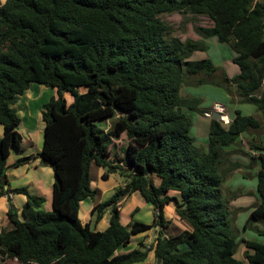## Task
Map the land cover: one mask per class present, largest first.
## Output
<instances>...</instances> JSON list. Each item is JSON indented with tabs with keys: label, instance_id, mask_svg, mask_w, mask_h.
Wrapping results in <instances>:
<instances>
[{
	"label": "trees",
	"instance_id": "1",
	"mask_svg": "<svg viewBox=\"0 0 264 264\" xmlns=\"http://www.w3.org/2000/svg\"><path fill=\"white\" fill-rule=\"evenodd\" d=\"M174 14L195 21L205 16L211 26L196 25L202 40H183L164 19ZM211 38L233 50L238 75L230 78L208 58L192 60L208 51L205 41ZM32 83L58 94L42 113L40 156L55 179L51 212L44 211L46 199L27 188L4 190L8 159L13 150H23L22 120L13 105ZM187 83L223 88L231 103L252 105L261 118L236 110L228 124L211 119L203 152L185 110L213 111L202 108L200 98L183 97ZM65 93L72 95L71 104ZM109 120V130L100 127ZM0 125V197H27L23 219L10 207L11 228L0 232L1 258L20 264H142L154 252L157 264H264V144L250 146L257 157L230 149L241 145L243 135L264 129V0H6L0 4ZM122 138V157L115 161L112 150ZM235 153L259 167V202L244 227L258 231L262 241L241 238L231 209L236 196H224L225 182L243 168L232 161ZM93 164L106 170L105 181L111 174L124 179L92 209L96 224L111 212L103 232L92 231L80 216L82 203L95 202L98 194ZM136 192L154 206L152 224H122L118 204ZM170 203L191 231L168 236ZM151 230V246L141 242L118 254L134 236ZM240 245L244 260L236 257Z\"/></svg>",
	"mask_w": 264,
	"mask_h": 264
},
{
	"label": "rangeland",
	"instance_id": "2",
	"mask_svg": "<svg viewBox=\"0 0 264 264\" xmlns=\"http://www.w3.org/2000/svg\"><path fill=\"white\" fill-rule=\"evenodd\" d=\"M5 1L6 0H0V4H4ZM164 19L174 26L175 35L181 37L183 40L187 39V38L194 39V37L195 38L199 37L195 31L196 25H199L201 27L211 26L210 20L205 16H200V17L196 18L198 21H195L194 18L191 16H182L179 14L164 16ZM211 49H212V47H211ZM208 50H209L208 52H210V54H213V52H214L213 49L212 50L208 49ZM193 59H194V56H193ZM232 67L233 66L230 63L223 66L225 71L229 72L230 74H234L232 71ZM38 87H43L44 90L41 92V91L37 90ZM30 89H32L33 92H31V94H29V95H25V94L24 95H25V97H27L25 99H28L27 101H28L29 108L35 114L38 111L40 100L48 99L50 96L57 97V95H58L57 89L48 88L42 84L32 83L30 86ZM30 89H28V91ZM204 90L208 93L205 95V97H203V98L207 99V101H211L213 98L220 99V98H222V95L227 96V92L223 88H221V89L220 88H212L211 89L210 87H206V88L200 89L199 93H201ZM232 92H233V97H235V99H236L235 89H232ZM220 94H222V95H220ZM20 97H22V96H20ZM20 97L18 98L19 100H20ZM64 97H65L68 104L72 103L73 97L70 93H65ZM227 105H228V107H230V109H233L235 107L234 104L231 103V101H229V104H227ZM238 105H241V104H238ZM239 110L244 115H251V116H256V117L261 118V115L255 110L254 106L241 105ZM212 111L213 112H215V111L221 112L222 110L217 109V107L215 109V107H214L212 109ZM185 112H186V115L188 117H190V119L193 122V128L191 130V136L196 137L197 146L203 152H207L208 151V135H207V132L204 134L199 133V136H196L197 124L199 126H204L202 124V122L200 123V120L198 122L197 117L198 116L203 117V116H201L197 113H194V112H190L188 110H185ZM226 112H227V110H224V112H221V113H223V115H225ZM35 114H34V116H35ZM27 118H28V113L25 111V115L23 116V124H22L23 126H21V128H20L21 129L20 132L23 136H25V138H27V129H28L27 126L31 125L34 122H37V120L34 117H33V120H29ZM21 120H22V118H21ZM99 125L103 129L109 130L113 125V120H109L105 123H99ZM254 141H255V143L264 144V129H262L260 131L250 132L248 134L243 135L241 138V145L239 147L238 146L231 147L230 149L240 148V149L244 150L246 153L254 155L255 157H257L258 152L252 151L250 148V146L252 145V143H254ZM125 143H126V140L124 138H122L120 141H115V145H114L115 147L113 148L112 152L113 153L116 152V155H122L121 148L125 146ZM15 151L16 150H13V152H15ZM231 159L239 160L241 162L248 161L250 163V159L247 156H244V155L239 154V153L233 154ZM115 161H117V159ZM255 164H257V163H255ZM249 165L247 167L242 168L241 171L244 174L233 173L229 177V179L225 182L223 191H224V196L226 198H228V197L232 198V196H236V198L234 200L235 201L237 200V202H236L237 205L233 206L232 205L233 202H232L231 203V209H233V212H235V214H236V216H235L236 226L241 230V235H240L241 238L244 237L246 239L262 241L263 237L259 234L258 231H255L251 228L245 229V227H244L245 222H246V220H247V218L251 212V209L253 208V206L255 204H257L259 202V194L257 192V177H256V179L255 178L252 179V177L256 176V175H254L256 170H255V167H249ZM50 171H51V174H49L48 172L44 173L46 181L48 180V177H49V179H52V177L54 175L53 169ZM104 172H106L105 169L99 168L95 164H93L91 167L92 187L98 191L97 197L95 199L96 202H100V201L105 202L115 193V191L119 187H121L124 184V179L119 174H111L110 178L107 181L103 180L102 175L104 174ZM243 176H246V177H243ZM243 178H245V179H243ZM159 184H160V179L156 178V185H159ZM241 196H242V199L240 198ZM44 198L46 199L44 206H46L47 203L49 205L50 204V195H49V199L47 197H44ZM238 198H240V199L238 200ZM92 203H93V201L91 199L82 203V207H81V211H80L81 219L84 222H85V220L87 222V220L90 221L92 219L91 220L92 231L103 232L108 228L111 212H110V210H108L104 215V219L99 224H96V222H95L96 217L91 216L90 212H87V209L90 208ZM118 206H119L120 211H121V222L125 226L129 225L133 221L134 222L138 221V222H142L145 224H152L154 221L155 213H156L154 206L146 203L139 192H136V193L132 194L131 196H128L124 199H121ZM237 206L240 207L241 209H238ZM51 211H52V207L49 205L47 212H51ZM165 217L167 220L171 221V226L166 231L168 236H177V235H179L185 231L192 230L190 228L191 226L189 227L190 223H187L185 220H181L180 218H177L178 216L175 213V208L171 205H169L166 208ZM258 227L260 228V230L262 229V225H258ZM155 233H156L155 230H151L145 234H140V235L134 236L132 243L129 245V247L122 248L121 250L118 251V254L126 253V252L133 250V249L139 248V243H141V242L144 243V245H146L147 247L151 246V244L154 242V239H155ZM184 248L185 247H183V249ZM244 251H245L244 246L240 245L236 257L240 260H244V255H243ZM142 264H157V261H156L155 256H154V252H151L149 254V259Z\"/></svg>",
	"mask_w": 264,
	"mask_h": 264
},
{
	"label": "crops",
	"instance_id": "3",
	"mask_svg": "<svg viewBox=\"0 0 264 264\" xmlns=\"http://www.w3.org/2000/svg\"><path fill=\"white\" fill-rule=\"evenodd\" d=\"M174 15H176V14H174ZM194 40H202V39H201V37H196V38L194 37ZM205 42L208 45V49H210V50L213 49V51H214L213 54H210V52H208L209 50L207 51L208 53L207 52L195 53L193 55L194 59L192 57V60H201V59H207V58L211 59L217 67L223 69L224 71H225V69L223 68V66L230 63L233 66L232 71L234 74H230L229 72L225 71L227 73V75L230 78H232V77L239 74V68L233 62V59L235 57V53L233 52V50L228 45L220 44L216 38L208 39ZM211 47H212V49H211ZM206 87H210L211 89L212 88H220V87H216V86H212V85L194 86V85H190L189 83H187L182 88V95L185 98H200V99H202L203 100L202 108H204V109H211L212 110L214 107H215V109H216V107H217V109H219V107H224L225 110H227L225 115H227L230 120H233V118L235 117L236 110H239L241 105H248V104L238 105L239 103H237V104H234L235 107L233 109H230V107H228V105H227V104H229V101H231V98L228 95V93H227V96L220 94V95H222V98H220V99L213 98L211 101H207V99H205L203 97H205V95L208 93L205 90L202 91L201 93H199L200 89H203ZM37 90L42 92L44 90V88L38 87ZM31 92H33L32 89H30L29 91H26L25 95H29V94H31ZM25 95L20 97V100L18 99V101L15 103V105H13V108L17 111L18 116L20 118H22L21 126H23L22 125L23 124V116L25 115V111L28 113L27 119L33 120V117H34L37 120V122H34L32 124L30 123L31 125L27 126L28 127L27 138H25V136H23L21 134V132H20L21 126L18 129L19 133L23 137V150H22V152H19V151L13 152L12 151L11 156L8 159V164H7L8 170L6 173L8 184L5 185L4 190L8 191L9 189L27 188L32 195L47 197L48 199H49V195H50V204L49 205L52 207L53 185H54L55 179H54V175H53L52 179H49V177H48V180L47 181L45 180L44 173L48 172L49 174H51L50 170H52L51 169L52 167H50V165L48 163H46L43 160L42 156H40V155H41L43 145H44V135L43 134H44V127H45L44 122H43V118H42V113L44 111L45 105L51 100V98H53L55 96H50L48 99L40 100L38 111L35 114L29 108L28 101H27L28 99H25V98H27V97H25ZM250 106H252V105H250ZM255 110H256V108H255ZM212 113H214V112H212ZM219 113H221V112H219ZM34 114H35V116H34ZM208 115L209 114L201 115L203 117H200V116L197 117L198 122L200 120V123L202 122V124L204 126H199L197 124L196 136H199V133L204 134L206 132H207V135H209L212 117H209ZM3 135H4V128L0 125V138H2ZM194 138L196 139V137H194ZM121 153H122V151H121ZM32 155L35 158L32 159L31 161H29L25 164H22L18 167L13 166L14 163L17 160H19L20 158L29 157ZM121 157H122V155H116V152L112 154V159H120ZM232 161L241 163L243 165V167H247L250 164L248 161L241 162L239 160H233V159H232ZM254 167L256 170L254 175H257L259 167L257 164H255ZM241 170H242V168L235 171L234 173L240 174V173H242ZM53 174H54V172H53ZM242 174H244V173H242ZM246 176H243V177H246ZM253 178L256 179V176L252 177V179ZM243 179H245V178H243ZM240 198L242 199V196ZM240 198H238V200ZM100 202H96V200H95V202L92 203L90 208L87 209V212H90L91 216H93L92 215L93 207ZM236 202H237V200L236 201L234 200L232 205L233 206L237 205ZM26 204H27V197L23 194L11 193L9 195H5V196L0 197V232L5 230V229L8 230L11 228L10 219L8 217V212L10 210L11 205H13L15 210L18 212L19 218L23 219L22 218L23 209H24ZM49 205L47 203V205L44 206V211H48ZM169 205L173 206L171 203L166 205L165 211ZM237 208L241 209L238 206H237ZM232 212H233V209H232ZM175 213H176V211H175ZM110 217H111V215H110ZM177 218H180V217L178 216ZM91 220L90 221L87 220V222H86V220H85V222L82 220V222L83 223H91ZM109 221H110V219H109ZM133 222H131L129 225H131ZM108 226H109V224H108ZM190 226L191 225H189V227ZM190 228L192 229V226ZM0 264H20V263L16 259L15 260H13V259L8 260V259H3L0 257Z\"/></svg>",
	"mask_w": 264,
	"mask_h": 264
},
{
	"label": "water",
	"instance_id": "4",
	"mask_svg": "<svg viewBox=\"0 0 264 264\" xmlns=\"http://www.w3.org/2000/svg\"><path fill=\"white\" fill-rule=\"evenodd\" d=\"M209 117H212V119H215L217 121H222V114L218 111H215L212 115H208Z\"/></svg>",
	"mask_w": 264,
	"mask_h": 264
},
{
	"label": "built area",
	"instance_id": "5",
	"mask_svg": "<svg viewBox=\"0 0 264 264\" xmlns=\"http://www.w3.org/2000/svg\"><path fill=\"white\" fill-rule=\"evenodd\" d=\"M219 109H221L222 111L221 112H224V107H219ZM222 121H224L226 124H228V123H230V119L228 118V116L227 115H223V113H222Z\"/></svg>",
	"mask_w": 264,
	"mask_h": 264
}]
</instances>
